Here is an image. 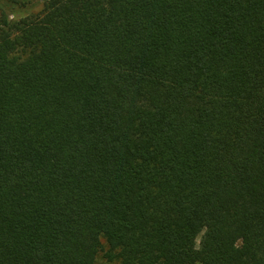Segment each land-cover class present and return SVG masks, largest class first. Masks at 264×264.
<instances>
[{
  "label": "trees",
  "instance_id": "trees-1",
  "mask_svg": "<svg viewBox=\"0 0 264 264\" xmlns=\"http://www.w3.org/2000/svg\"><path fill=\"white\" fill-rule=\"evenodd\" d=\"M38 4L0 1V264H264V0Z\"/></svg>",
  "mask_w": 264,
  "mask_h": 264
},
{
  "label": "rangeland",
  "instance_id": "rangeland-1",
  "mask_svg": "<svg viewBox=\"0 0 264 264\" xmlns=\"http://www.w3.org/2000/svg\"><path fill=\"white\" fill-rule=\"evenodd\" d=\"M1 3L7 8V10L13 11L17 10L20 12H24L25 8H28L30 5L33 6L32 12L39 9L38 0H0ZM199 238H197V243ZM98 264H116V263H109L104 261L103 259L98 260Z\"/></svg>",
  "mask_w": 264,
  "mask_h": 264
}]
</instances>
